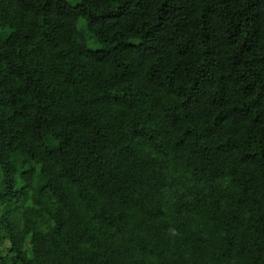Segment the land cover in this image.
I'll list each match as a JSON object with an SVG mask.
<instances>
[{"label":"trees","instance_id":"trees-1","mask_svg":"<svg viewBox=\"0 0 264 264\" xmlns=\"http://www.w3.org/2000/svg\"><path fill=\"white\" fill-rule=\"evenodd\" d=\"M1 126L0 264H264V0H0Z\"/></svg>","mask_w":264,"mask_h":264},{"label":"rangeland","instance_id":"rangeland-1","mask_svg":"<svg viewBox=\"0 0 264 264\" xmlns=\"http://www.w3.org/2000/svg\"><path fill=\"white\" fill-rule=\"evenodd\" d=\"M80 25H82V23H81ZM92 47L95 48L93 45H92ZM0 131H1L2 133L5 132V128H4L3 126H1V127H0ZM60 156L63 157L64 154H62V155H60ZM0 177H1V172H0ZM1 214H2V208L0 207V216H1Z\"/></svg>","mask_w":264,"mask_h":264}]
</instances>
